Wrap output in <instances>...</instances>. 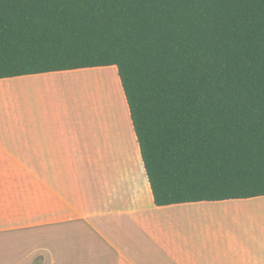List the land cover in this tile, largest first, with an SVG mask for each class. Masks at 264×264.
Masks as SVG:
<instances>
[{
	"label": "trees",
	"instance_id": "trees-1",
	"mask_svg": "<svg viewBox=\"0 0 264 264\" xmlns=\"http://www.w3.org/2000/svg\"><path fill=\"white\" fill-rule=\"evenodd\" d=\"M97 68L156 207L264 197V0H0V80Z\"/></svg>",
	"mask_w": 264,
	"mask_h": 264
},
{
	"label": "crops",
	"instance_id": "crops-1",
	"mask_svg": "<svg viewBox=\"0 0 264 264\" xmlns=\"http://www.w3.org/2000/svg\"><path fill=\"white\" fill-rule=\"evenodd\" d=\"M103 69L0 80V176L41 175L23 165L49 160V212L29 225L0 222V264H264V229L255 222L264 197L156 207L141 159L136 170L80 166L123 155L126 126L98 109V120L75 110L80 117L68 121L61 102L62 86ZM236 208L253 213L231 233Z\"/></svg>",
	"mask_w": 264,
	"mask_h": 264
},
{
	"label": "rangeland",
	"instance_id": "rangeland-1",
	"mask_svg": "<svg viewBox=\"0 0 264 264\" xmlns=\"http://www.w3.org/2000/svg\"><path fill=\"white\" fill-rule=\"evenodd\" d=\"M89 79L93 81L95 79H100L101 84H97V86L94 84L91 88L87 81ZM74 83L76 85L62 86V88L69 91L64 95V91H66L64 90L63 96L61 97L62 105L67 108L69 114L72 115V117L69 116L67 118L68 121L73 122L74 119L78 118V115L80 117L78 111L76 114L77 117L74 115L75 110L82 111L83 115L80 117L81 119L92 118L98 120V117H95L97 115L95 111L98 109L101 111L100 114L103 116L105 115L107 119L110 117L113 118L115 122L113 124L119 125L120 123L123 129L126 126L123 132L124 140L120 137L118 138L119 142H121L119 152L123 153L122 157L115 156V158L110 160L79 161L80 166L85 169L104 167L115 170H121L122 167L125 166L127 169L136 170L137 164H139L140 161L139 150L134 134L131 132L128 108L116 69L108 68L96 70L88 74H79L74 80ZM95 89H97L96 92L94 91ZM55 100L57 101L58 99ZM91 108H93L92 112ZM109 110L112 111L113 116H107ZM102 111H105V114H102ZM85 114L88 115L86 116ZM108 136L109 135H105L103 139H106ZM113 148L114 147H111L110 150L113 151ZM7 166L12 167L10 165ZM23 167L36 168L43 174L34 176H0V222L7 228L29 225L35 219V213L41 216L49 212V198H45L44 196L49 195V160L28 161L27 165H23ZM35 192L39 193L41 198L40 201H36ZM249 209H232L229 213V218L232 223L236 221V224L234 225L230 222L229 230L231 233L240 227V223L247 225L244 220L245 218L247 220L249 213H253V210ZM262 212L263 214L255 222L258 224L260 223L262 229H264V210ZM47 231L49 232V228ZM33 263L40 264L41 259H37Z\"/></svg>",
	"mask_w": 264,
	"mask_h": 264
},
{
	"label": "bare ground",
	"instance_id": "bare-ground-1",
	"mask_svg": "<svg viewBox=\"0 0 264 264\" xmlns=\"http://www.w3.org/2000/svg\"><path fill=\"white\" fill-rule=\"evenodd\" d=\"M88 81V85L92 88V85L94 86V84H95V86H97V84H101V80L100 79H95L94 81L93 80H91V79H89V80H87ZM95 92L97 91V89H95L94 90ZM99 93V92H98ZM97 93V94H98ZM102 114H105V111H102ZM86 116L88 115V114H85ZM113 116V114H112V111L111 110H109L108 111V113H107V116ZM95 117H98V115H96ZM106 121V120H105Z\"/></svg>",
	"mask_w": 264,
	"mask_h": 264
}]
</instances>
